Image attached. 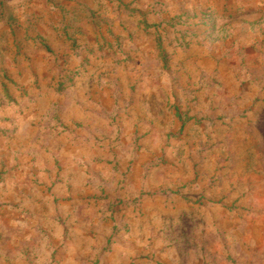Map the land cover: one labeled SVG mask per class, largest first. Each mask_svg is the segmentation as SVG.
<instances>
[{
    "label": "rangeland",
    "instance_id": "1",
    "mask_svg": "<svg viewBox=\"0 0 264 264\" xmlns=\"http://www.w3.org/2000/svg\"><path fill=\"white\" fill-rule=\"evenodd\" d=\"M115 237L264 264V0H0V264Z\"/></svg>",
    "mask_w": 264,
    "mask_h": 264
},
{
    "label": "crops",
    "instance_id": "2",
    "mask_svg": "<svg viewBox=\"0 0 264 264\" xmlns=\"http://www.w3.org/2000/svg\"><path fill=\"white\" fill-rule=\"evenodd\" d=\"M33 244H36L32 242ZM127 244L122 243L120 239L114 238L110 245H105L108 249V255H104L103 259L101 260V264H136L133 259V255H130L131 251L135 249V239H128L126 241ZM37 245H32V264H38L36 260H39L38 251L35 250ZM68 245L60 246V250L58 249V254L54 255L53 257L48 255V257H41L43 261L42 264H82V261H85V258L79 257L78 259L75 258L73 254H64L61 256L62 252L66 253V248ZM38 247V246H37ZM128 251L129 254L125 257L120 255V252ZM101 252L105 253L106 249L101 245ZM29 260V257H26ZM30 264V263H28Z\"/></svg>",
    "mask_w": 264,
    "mask_h": 264
}]
</instances>
